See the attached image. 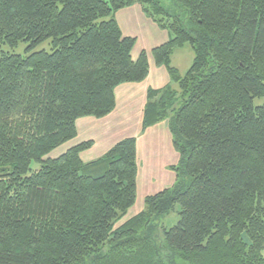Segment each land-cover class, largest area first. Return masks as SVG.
I'll return each mask as SVG.
<instances>
[{
	"label": "trees",
	"instance_id": "16d2710c",
	"mask_svg": "<svg viewBox=\"0 0 264 264\" xmlns=\"http://www.w3.org/2000/svg\"><path fill=\"white\" fill-rule=\"evenodd\" d=\"M173 1L186 18L162 0H0V264H94L106 245H140L130 259L141 264H264V0ZM134 4L170 34L137 60L116 19ZM48 39L51 52L3 51ZM186 44L195 57L182 75L172 54ZM150 55L171 83L148 90L143 131L168 121L179 160L175 183L128 218L135 136L91 161L93 140L56 151L78 119L114 111L118 86L148 77ZM177 205L163 245L149 241Z\"/></svg>",
	"mask_w": 264,
	"mask_h": 264
},
{
	"label": "crops",
	"instance_id": "0c3cea01",
	"mask_svg": "<svg viewBox=\"0 0 264 264\" xmlns=\"http://www.w3.org/2000/svg\"><path fill=\"white\" fill-rule=\"evenodd\" d=\"M116 19L125 35L137 38L133 50L134 60L138 59L142 50L150 53L152 49L164 44L170 38L169 32L160 28L152 18L147 16L140 4L119 10L116 13ZM169 83H171V76L167 68L157 65L153 56L150 55L148 77L142 82H130L118 86L115 90L116 108L108 116L101 119L94 117L78 119V136L57 149L56 154H61L69 146L79 142L93 140L92 148L82 153L84 161H91L104 155L118 141L135 136L137 138L139 165L138 195L146 197L171 187L176 181L175 173L168 170L163 171L156 167V171L149 175L148 169L150 160L152 166H155L153 157L159 156L161 160L168 159L167 156H163L164 150L171 154L172 159L178 157L179 160L178 153L175 154L168 121L164 120L144 131L142 126L148 90L150 88L160 89ZM145 161L146 168L141 166ZM177 163L167 162L166 167L170 168ZM149 176L152 178L150 181H148Z\"/></svg>",
	"mask_w": 264,
	"mask_h": 264
},
{
	"label": "rangeland",
	"instance_id": "374dc122",
	"mask_svg": "<svg viewBox=\"0 0 264 264\" xmlns=\"http://www.w3.org/2000/svg\"><path fill=\"white\" fill-rule=\"evenodd\" d=\"M110 1V0H107ZM162 3L165 5L166 8H168V13L170 14L171 18L174 16L179 15L181 18H186V10L184 8H181L179 6H177L175 4V2L173 0H162ZM157 18H163L166 17L164 15H158L156 16ZM166 22H171L172 19L170 18H166L165 19ZM160 27V26H159ZM41 50H46L48 52L52 51V44H51V40H45L39 44H37L36 46H31L30 42L28 41H22L20 42L17 46L15 47H10V46H3V51L5 52H10V53H16V54H21L23 56H26L32 52L35 51H41ZM195 57V53L193 51V48L190 44H186L183 47H179L176 48L175 52L173 53L172 56V62H173V66H176L179 68L180 73L182 75H184L189 68L191 67L193 60ZM175 86L177 87V84H175ZM163 149V147H162ZM175 149V148H174ZM163 152V150H162ZM175 154L178 153V151L175 149ZM179 155V153H178ZM163 156H167L168 159L166 160H161L160 157H153L152 160L155 164V166H152L151 164V160L148 163V169H149V175H151L153 172L156 171V167L160 168L163 171L168 170L169 172H173L175 173L172 168H167L166 164L167 162H176L178 160V157L176 159H172L171 154L169 152H166L164 150ZM146 161L142 163V167L145 166L146 168ZM32 171L30 173H32L33 171L37 170L40 168V164L37 162H33L31 165ZM160 172V170H159ZM152 178L151 176L148 177V181H150ZM141 194V193H139ZM145 196H141L138 195L137 198V202L136 204L132 207V209L129 210L127 217L130 218L132 216H134L135 214H137L138 212H140L143 207H144V202H145ZM180 210L181 207L179 205L176 206V208L174 209V211H172L170 214L166 215L163 219H160L159 221H153L152 224L154 225H158L157 229L154 230L153 235L151 236V240H149V238L146 236L145 232L141 234V239H148L149 241H156V243L158 245H163V231L164 229H170L171 227H173L174 225H176L179 220H180ZM122 223V221L120 223H118V225H120ZM147 229V228H146ZM145 231V230H144ZM140 239V242H142V240ZM129 245H123L122 247H118V248H114L113 246L110 245H106L101 252L94 256V258H92L93 261H90V259H88L87 261L89 263H94V264H104L105 262L109 261V260H113L114 258L116 259H121V258H128L129 262H126L125 264H141L140 260H137L135 262H131L133 258V255L136 251H140L141 250V246H135L134 248H130L128 247ZM153 255V253L151 252V250H149V255L148 257H146V260H149L148 258H150ZM162 255V254H161ZM160 255V256H161ZM155 261H153L152 263H156V260L159 258L158 256H155ZM164 264V262L162 263Z\"/></svg>",
	"mask_w": 264,
	"mask_h": 264
}]
</instances>
